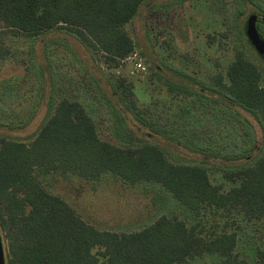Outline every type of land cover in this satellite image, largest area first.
<instances>
[{"label": "rangeland", "instance_id": "rangeland-1", "mask_svg": "<svg viewBox=\"0 0 264 264\" xmlns=\"http://www.w3.org/2000/svg\"><path fill=\"white\" fill-rule=\"evenodd\" d=\"M262 9L264 0H145L124 25L134 51L122 60L89 47L64 28L42 38L2 29L1 42L12 53L0 62V135L29 143L57 100L69 97L85 106L101 139L124 146L117 112L138 141L161 145L171 162L204 164L211 182L228 190L235 182L225 172L244 163L243 157L232 156L243 151L260 155L264 131L257 115L211 90L216 87L212 76H225L241 50L258 66L264 83V59L244 29L249 13ZM257 27L264 35V24ZM138 61L145 71L135 69ZM150 123L160 131L150 130ZM39 178L98 229L130 232L161 215L178 216L202 235L236 231L238 258L254 262L258 253L264 255V219L214 209L196 217L158 182L131 184L111 172L96 178L57 173ZM201 262L229 264L213 253L184 264Z\"/></svg>", "mask_w": 264, "mask_h": 264}, {"label": "trees", "instance_id": "trees-1", "mask_svg": "<svg viewBox=\"0 0 264 264\" xmlns=\"http://www.w3.org/2000/svg\"><path fill=\"white\" fill-rule=\"evenodd\" d=\"M144 1L0 0V30L42 38L64 28L89 47L122 60L134 51L124 25ZM254 14L264 15V9L248 17ZM11 53L0 39V62ZM212 80L216 87L211 90L257 115L264 131L262 73L243 51L236 52L225 76L218 73ZM115 87L118 91L119 85ZM106 101L114 108L110 98ZM115 113L124 146L101 139L85 106L69 97L57 100L53 114L29 143L0 135V228L6 264H184L206 253L229 264H264L263 253L254 262L237 257L236 231L202 235L178 216L161 215L130 232L98 229L44 186L39 177L46 174L96 178L111 172L131 184L160 183L196 217L204 209H214L237 210L248 220L264 219V151L253 157L244 151L232 156L243 157L244 163L225 172L235 184L223 191L211 182L204 164L169 161L161 145L138 141L125 117Z\"/></svg>", "mask_w": 264, "mask_h": 264}, {"label": "water", "instance_id": "water-1", "mask_svg": "<svg viewBox=\"0 0 264 264\" xmlns=\"http://www.w3.org/2000/svg\"><path fill=\"white\" fill-rule=\"evenodd\" d=\"M257 20L262 21L264 23V15L249 16L245 21L244 29L249 42L255 48L257 53L264 57V36L258 30ZM0 264H6V255L4 250L1 228H0Z\"/></svg>", "mask_w": 264, "mask_h": 264}, {"label": "built area", "instance_id": "built-area-1", "mask_svg": "<svg viewBox=\"0 0 264 264\" xmlns=\"http://www.w3.org/2000/svg\"><path fill=\"white\" fill-rule=\"evenodd\" d=\"M135 69H136L138 72H139V71L143 72V71L146 70V66H145L142 62L138 61V62L135 63Z\"/></svg>", "mask_w": 264, "mask_h": 264}, {"label": "flooded vegetation", "instance_id": "flooded-vegetation-1", "mask_svg": "<svg viewBox=\"0 0 264 264\" xmlns=\"http://www.w3.org/2000/svg\"><path fill=\"white\" fill-rule=\"evenodd\" d=\"M255 16H258L259 14H254ZM258 23H259V20H257V25H258ZM258 30H259V28H258ZM259 32L261 33V31L259 30ZM262 34V33H261ZM263 35V34H262ZM264 36V35H263Z\"/></svg>", "mask_w": 264, "mask_h": 264}]
</instances>
